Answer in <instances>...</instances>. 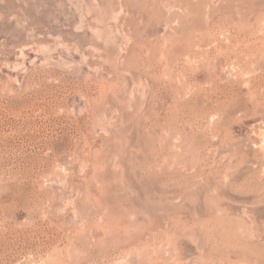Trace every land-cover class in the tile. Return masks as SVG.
Instances as JSON below:
<instances>
[{"label": "rangeland", "instance_id": "obj_1", "mask_svg": "<svg viewBox=\"0 0 264 264\" xmlns=\"http://www.w3.org/2000/svg\"><path fill=\"white\" fill-rule=\"evenodd\" d=\"M259 130L264 0H0V264H264Z\"/></svg>", "mask_w": 264, "mask_h": 264}, {"label": "bare ground", "instance_id": "obj_2", "mask_svg": "<svg viewBox=\"0 0 264 264\" xmlns=\"http://www.w3.org/2000/svg\"><path fill=\"white\" fill-rule=\"evenodd\" d=\"M82 2V1H81ZM118 4V3H117ZM123 4V3H122ZM114 10H115V8H114ZM101 12V11H100ZM83 14V13H82ZM121 14V13H120ZM122 15V14H121ZM117 28H119V27H117ZM120 29V28H119ZM131 93V92H130ZM257 137L261 140V142H262V145H263V149H264V133L262 132V131H258L257 132ZM191 192V191H190ZM190 194V193H189ZM215 195V194H214ZM221 196V195H220ZM223 197V196H222ZM214 200V199H213ZM211 206V205H210ZM219 212V211H218ZM220 213V212H219ZM237 220V219H236ZM240 225V224H239ZM244 232V231H243ZM243 235V234H242ZM256 242V241H255Z\"/></svg>", "mask_w": 264, "mask_h": 264}]
</instances>
